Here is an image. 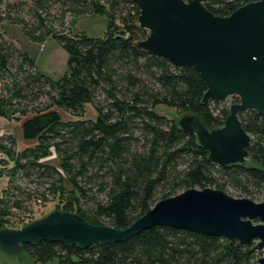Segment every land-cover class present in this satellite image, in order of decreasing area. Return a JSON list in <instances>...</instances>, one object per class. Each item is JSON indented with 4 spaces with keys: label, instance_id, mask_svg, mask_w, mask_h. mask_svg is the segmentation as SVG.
<instances>
[{
    "label": "trees",
    "instance_id": "trees-1",
    "mask_svg": "<svg viewBox=\"0 0 264 264\" xmlns=\"http://www.w3.org/2000/svg\"><path fill=\"white\" fill-rule=\"evenodd\" d=\"M255 1L203 0V5L215 16L228 17ZM71 15H106L104 38L68 27ZM139 16L131 0H0V24L21 27L37 43L54 39L69 55L66 73L54 81L39 73L29 54L0 36V83L6 82L0 117L19 114L23 138L36 143L17 153L14 136L0 137V153L14 158L5 170L10 185L0 199V230L23 227L7 214H36L55 198L64 212L120 230L157 202L189 189L214 188L264 202V118L255 111L240 113L251 136L245 165L209 161L194 134L155 108L166 105L183 116L197 115L213 130L224 125L229 106L203 103L207 87L194 68H176L142 50L137 44L149 32L140 27ZM239 102L234 98L233 104ZM88 108L94 118H86ZM53 150L60 168L42 161ZM24 252L36 264L55 259L60 264H258L264 255L238 241L168 227L123 243L82 249L43 242L24 245Z\"/></svg>",
    "mask_w": 264,
    "mask_h": 264
},
{
    "label": "water",
    "instance_id": "water-1",
    "mask_svg": "<svg viewBox=\"0 0 264 264\" xmlns=\"http://www.w3.org/2000/svg\"><path fill=\"white\" fill-rule=\"evenodd\" d=\"M140 10L139 25L149 32L138 46L176 68H194L207 91L203 103H224L237 96L224 125L209 130L197 115H180V129L197 137L208 160L222 167L245 165L251 136L240 113L264 118V0L228 17L215 16L203 0H131ZM259 222V223H256ZM154 227L238 241L264 251V202L235 198L214 188L189 189L157 202L126 229L98 226L77 214L54 211L19 229L0 230V252L17 256L24 245L51 242L86 249L123 243ZM258 264H264V255Z\"/></svg>",
    "mask_w": 264,
    "mask_h": 264
},
{
    "label": "rangeland",
    "instance_id": "rangeland-1",
    "mask_svg": "<svg viewBox=\"0 0 264 264\" xmlns=\"http://www.w3.org/2000/svg\"><path fill=\"white\" fill-rule=\"evenodd\" d=\"M6 2H16L18 0H5ZM27 3H31V0H20ZM68 27L73 25V28L77 31L86 33L89 37L93 38H104L108 27V18L106 15H87L74 17L69 16ZM0 36L4 40L13 42L20 50L29 54L35 61L36 67L40 74L51 78L54 81L60 80L67 71V64L69 55L66 50L54 39H49L44 43H37L31 41L27 35L23 32L21 27L9 23L0 24ZM4 84L0 83V95L5 94ZM236 97V96H235ZM234 96L229 97L228 100L222 105L221 109L225 106H229L228 116L230 114V103L235 98ZM240 103V102H239ZM238 104V103H234ZM155 112L161 116H166L177 121L181 112L173 107L166 105H158L155 108ZM64 119H70L71 117L67 114H63ZM95 114L91 108H88L86 118H94ZM23 118L17 114L15 117H0V137L3 136H14L17 141L16 152L19 153L27 147L36 145L35 142H28L23 138L21 133ZM13 157L4 156L0 153V199L3 198L5 192L9 189L10 180L5 174V170L13 167ZM48 162L54 166L60 168V160L55 154L54 150L51 151L50 155L42 160ZM231 196V195H230ZM238 198L236 196H232ZM61 207H60V206ZM54 211L63 210V204L60 203L59 198L49 200L41 210L32 215H21L16 213L7 214L6 217L10 218L13 222L24 226L46 217ZM1 259L4 264H36L27 253H21L17 256L9 257L6 254L0 252ZM48 264H60L58 259L53 260Z\"/></svg>",
    "mask_w": 264,
    "mask_h": 264
},
{
    "label": "flooded vegetation",
    "instance_id": "flooded-vegetation-1",
    "mask_svg": "<svg viewBox=\"0 0 264 264\" xmlns=\"http://www.w3.org/2000/svg\"><path fill=\"white\" fill-rule=\"evenodd\" d=\"M236 97H237V96H236ZM236 97H235V98H236ZM237 98H239V97H237ZM239 99H240V98H239ZM233 102H234V99L231 101L230 105L233 104ZM220 104H221V103H220ZM233 105H234V104H233ZM231 106H232V105H231ZM230 108H231V107H230Z\"/></svg>",
    "mask_w": 264,
    "mask_h": 264
},
{
    "label": "crops",
    "instance_id": "crops-1",
    "mask_svg": "<svg viewBox=\"0 0 264 264\" xmlns=\"http://www.w3.org/2000/svg\"><path fill=\"white\" fill-rule=\"evenodd\" d=\"M0 264H4V263H3V260L1 259V256H0Z\"/></svg>",
    "mask_w": 264,
    "mask_h": 264
},
{
    "label": "built area",
    "instance_id": "built-area-1",
    "mask_svg": "<svg viewBox=\"0 0 264 264\" xmlns=\"http://www.w3.org/2000/svg\"><path fill=\"white\" fill-rule=\"evenodd\" d=\"M224 103H225V102H224ZM224 103H223V104H224ZM221 104H222V103H221Z\"/></svg>",
    "mask_w": 264,
    "mask_h": 264
}]
</instances>
